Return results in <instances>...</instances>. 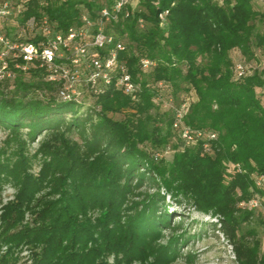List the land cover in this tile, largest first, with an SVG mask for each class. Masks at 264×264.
<instances>
[{
	"label": "trees",
	"instance_id": "obj_1",
	"mask_svg": "<svg viewBox=\"0 0 264 264\" xmlns=\"http://www.w3.org/2000/svg\"><path fill=\"white\" fill-rule=\"evenodd\" d=\"M46 2L28 0L23 19L44 12L65 31L78 23L81 10L95 16L102 5L100 0ZM252 3L139 0L140 9L107 26L125 40L119 57L140 82L136 101L112 87L91 102L61 100L56 85L34 69L27 78L18 74L10 95L0 92V127L7 131L0 147V185L12 181L16 189L0 207L2 264L17 261L23 248L30 264H121L137 255L164 264L194 235L182 218L171 226L175 213L166 196L214 216L239 264H264L259 240H251V230L242 227L251 211L239 206L254 195L264 200V67L247 66L257 50L264 51V31L255 24L264 12ZM164 9L166 28L157 19ZM139 17L145 21L142 29ZM233 49L244 59L234 60ZM141 58L152 62L145 71ZM237 63L245 68L242 75ZM159 83L174 96L180 90L196 95L183 116L192 144L173 128L175 110L186 99L174 109L157 105ZM172 130L179 143L167 159L163 153ZM37 156L34 174L31 162ZM167 229L179 235L154 242ZM110 255L114 262L108 263Z\"/></svg>",
	"mask_w": 264,
	"mask_h": 264
},
{
	"label": "built area",
	"instance_id": "obj_2",
	"mask_svg": "<svg viewBox=\"0 0 264 264\" xmlns=\"http://www.w3.org/2000/svg\"><path fill=\"white\" fill-rule=\"evenodd\" d=\"M27 1L0 0V85L14 81L19 73L29 76L34 69L43 80L56 85V95L61 100L78 101L84 93L95 96L110 87L120 90L131 101L138 100L140 82L132 77L126 60L119 57L125 40L114 31H107V26L140 9L139 0H100L102 5L95 16L81 10L78 23L65 31L56 29V22L44 12L38 18L31 15L23 19ZM39 2L40 5L47 3L46 0ZM153 4L157 7L158 1ZM167 15V9L157 13L162 28L167 27ZM144 26V19L139 17L137 27ZM151 65L152 62L141 58L143 71ZM235 70L237 75L245 72L240 63L235 65ZM188 105L186 100L175 110L173 128L185 144H192L194 136L183 124ZM199 135L197 132L196 136ZM214 137L215 134H210V138ZM255 181L257 186L261 185L262 176ZM255 197L251 204L257 206L259 198Z\"/></svg>",
	"mask_w": 264,
	"mask_h": 264
},
{
	"label": "rangeland",
	"instance_id": "obj_3",
	"mask_svg": "<svg viewBox=\"0 0 264 264\" xmlns=\"http://www.w3.org/2000/svg\"><path fill=\"white\" fill-rule=\"evenodd\" d=\"M135 1H133V4ZM253 7L255 10L259 12H264V1L253 0ZM256 29L258 31H264V20L262 22L256 21ZM231 56L234 60H243L242 56L237 49H233L231 51ZM251 66V68L260 69L264 67V51L257 50L256 58L249 61L247 66ZM24 78H27L28 75H23ZM15 82L9 81L7 83L2 84L0 87V92L4 95H10L15 89ZM158 94L154 96V102L163 106L164 108H174V105L180 101L182 97H184L188 102L194 100L196 95L193 90L188 93H184L183 90L177 92L176 96L172 95L173 89L168 86L159 84ZM172 96V97H168ZM82 99L85 102H91L92 96H88L87 93L83 94ZM81 99V100H82ZM86 106L81 107V110H84ZM114 117L121 118V114H115ZM173 131V130H172ZM7 131L0 127V147L3 145L4 139L6 138ZM179 143L178 136L173 135L170 139V142L165 146L163 155L169 159L171 157V146L173 144ZM37 147V142L30 143L28 146V152L33 153V151ZM162 156V154L160 155ZM40 159L39 156L32 159L31 162V171L35 174L39 170ZM16 189L12 183V181L4 182L0 185V207L8 200L13 199L14 193ZM254 195L249 199H242L239 203L241 209H249L251 211V218L247 222L242 224V227L246 230L250 231L249 238L251 240L258 239L260 242L259 251L260 254L264 256V200L257 201V206L251 204L252 199L256 198ZM258 197V196H257ZM166 200L170 203L168 210L174 212V216L171 219V226L177 220H183V227L187 230V233L194 234L192 237H189L186 241L178 244L177 247V256L164 264H239L234 256V253L231 248L230 242L224 237L221 231L218 228V225H214L216 223V218L212 216L210 213L201 212L193 209L187 203H182L180 205L172 202L168 196H166ZM179 235V231L171 232V230H164L162 235L156 237V241L164 243L167 241L171 234ZM2 248L1 251H4ZM23 248L21 251H18L17 261L10 264H30L28 254L29 251H25ZM152 259L149 257H139V255L129 259L127 262H123L121 264H151ZM107 262H114L113 257L110 255L107 259ZM0 264L1 260H0ZM154 264V263H152Z\"/></svg>",
	"mask_w": 264,
	"mask_h": 264
},
{
	"label": "water",
	"instance_id": "obj_4",
	"mask_svg": "<svg viewBox=\"0 0 264 264\" xmlns=\"http://www.w3.org/2000/svg\"><path fill=\"white\" fill-rule=\"evenodd\" d=\"M0 87H2V85Z\"/></svg>",
	"mask_w": 264,
	"mask_h": 264
}]
</instances>
